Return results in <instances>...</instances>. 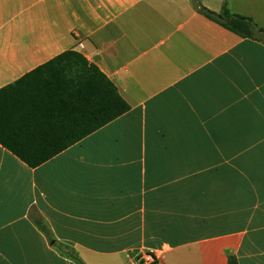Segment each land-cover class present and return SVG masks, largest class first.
<instances>
[{
	"label": "crops",
	"instance_id": "obj_1",
	"mask_svg": "<svg viewBox=\"0 0 264 264\" xmlns=\"http://www.w3.org/2000/svg\"><path fill=\"white\" fill-rule=\"evenodd\" d=\"M197 1L264 30V0ZM71 51L130 111L72 142L73 95H22L21 141L63 151L0 146V264H264V34L192 0H0V91Z\"/></svg>",
	"mask_w": 264,
	"mask_h": 264
},
{
	"label": "trees",
	"instance_id": "obj_2",
	"mask_svg": "<svg viewBox=\"0 0 264 264\" xmlns=\"http://www.w3.org/2000/svg\"><path fill=\"white\" fill-rule=\"evenodd\" d=\"M192 1L207 19L240 37L264 34V30L258 29L249 18L235 16L227 8L217 14L199 6L197 0ZM33 77L38 80L30 84L29 80L34 79ZM29 93L58 96L68 93L74 96L75 107L80 110L76 121L87 124V127L78 133L72 142L90 135L130 111V106L119 95L115 86L96 66L76 52L64 53L18 84L0 91V146L11 151L31 168L46 163L63 149L39 148L21 141L26 137V140H29L35 136L24 132L25 126L20 123L18 116L21 106L25 103L22 95ZM81 103L83 105H80ZM229 264L238 262L236 258L230 257Z\"/></svg>",
	"mask_w": 264,
	"mask_h": 264
},
{
	"label": "built area",
	"instance_id": "obj_3",
	"mask_svg": "<svg viewBox=\"0 0 264 264\" xmlns=\"http://www.w3.org/2000/svg\"><path fill=\"white\" fill-rule=\"evenodd\" d=\"M158 259L154 254H145L139 260V264H157Z\"/></svg>",
	"mask_w": 264,
	"mask_h": 264
}]
</instances>
